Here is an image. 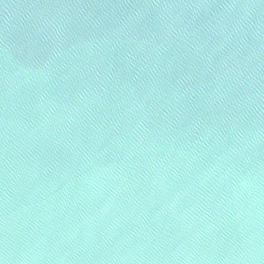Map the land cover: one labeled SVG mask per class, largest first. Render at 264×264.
Returning <instances> with one entry per match:
<instances>
[{"label":"water","instance_id":"obj_1","mask_svg":"<svg viewBox=\"0 0 264 264\" xmlns=\"http://www.w3.org/2000/svg\"><path fill=\"white\" fill-rule=\"evenodd\" d=\"M0 264H264V0H0Z\"/></svg>","mask_w":264,"mask_h":264}]
</instances>
